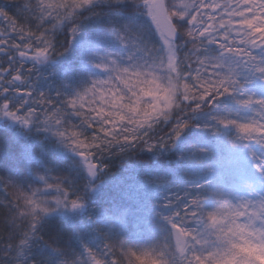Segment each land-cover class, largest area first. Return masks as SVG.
I'll return each mask as SVG.
<instances>
[{
    "label": "snow or ice",
    "instance_id": "snow-or-ice-1",
    "mask_svg": "<svg viewBox=\"0 0 264 264\" xmlns=\"http://www.w3.org/2000/svg\"><path fill=\"white\" fill-rule=\"evenodd\" d=\"M0 129V264H264V0L0 2Z\"/></svg>",
    "mask_w": 264,
    "mask_h": 264
},
{
    "label": "rangeland",
    "instance_id": "rangeland-1",
    "mask_svg": "<svg viewBox=\"0 0 264 264\" xmlns=\"http://www.w3.org/2000/svg\"><path fill=\"white\" fill-rule=\"evenodd\" d=\"M13 15V14H10ZM56 71H62L61 67H57L54 69ZM23 144V138H21L17 142V149L19 150L20 145ZM47 150V149H45ZM37 151H39V145H37ZM216 163V170L222 175V177L225 179V182H227L231 178V168L232 165L227 158V156H224L220 161L215 162ZM3 165L0 164V168H2ZM129 166H126L124 168H128ZM114 172H117V170H113ZM123 181H124V189L123 191H118L115 187H113L111 184H108L103 194L99 197V200L101 202V206L107 210L109 208H114L117 205L127 210V220L125 223V229L130 234H140V235H146L144 233V228L142 224L139 222V217L137 214V203L136 200L131 198L128 195L129 186L133 183L132 179L130 178L129 174L127 172L121 173ZM2 186V185H1ZM113 193V194H112ZM119 195L116 197V195ZM7 195V193L4 192L3 186L0 188V200L4 199V197Z\"/></svg>",
    "mask_w": 264,
    "mask_h": 264
},
{
    "label": "trees",
    "instance_id": "trees-1",
    "mask_svg": "<svg viewBox=\"0 0 264 264\" xmlns=\"http://www.w3.org/2000/svg\"><path fill=\"white\" fill-rule=\"evenodd\" d=\"M0 2H8V3H15V2H18V0H0ZM9 12H10V14H15V9L13 8V9H10L9 10ZM3 130L2 129H0V132H2ZM39 140V137H37V141ZM37 145H39V144H37ZM45 149H47V147L45 148ZM120 163L121 162H118V167H119V165H120ZM136 163V160H135V158H126L123 162H122V165H123V167H126V166H130V165H134ZM118 167H115V168H113V170H117L118 169ZM0 188H2V186L0 185ZM113 194V193H112ZM116 195V197H118L119 195H117V194H115ZM4 199H2V200H0V201H3Z\"/></svg>",
    "mask_w": 264,
    "mask_h": 264
}]
</instances>
